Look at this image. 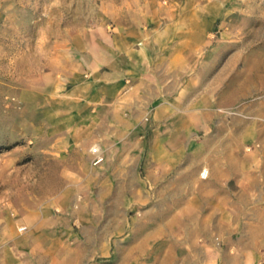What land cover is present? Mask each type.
<instances>
[{"label": "rangeland", "instance_id": "1", "mask_svg": "<svg viewBox=\"0 0 264 264\" xmlns=\"http://www.w3.org/2000/svg\"><path fill=\"white\" fill-rule=\"evenodd\" d=\"M144 77L148 88L173 83L175 111L194 122V143L242 119L247 150L263 148L264 0H0V240L60 219L74 232L60 248L66 264L172 263L163 259L179 252L156 251L138 235L129 243L124 233L110 236L111 255L86 243L106 222L104 205L86 203L95 167L106 161L97 143L107 125L97 132V124L113 97L126 119V85ZM252 126L263 139L251 140ZM68 136L90 138L89 153L62 152ZM94 146L104 156L97 164ZM213 238L209 264H224L222 237ZM261 247L254 264H264ZM230 248L227 264H238ZM6 256L0 248L1 264H10Z\"/></svg>", "mask_w": 264, "mask_h": 264}, {"label": "crops", "instance_id": "2", "mask_svg": "<svg viewBox=\"0 0 264 264\" xmlns=\"http://www.w3.org/2000/svg\"><path fill=\"white\" fill-rule=\"evenodd\" d=\"M131 58L126 52V60ZM157 85L148 88L146 77L138 85H126V119L116 112L121 102L113 97L107 103L108 115L102 117L101 126L97 124V132L107 125L108 135L97 143L105 150L106 161L95 167L96 175L89 183L96 188L89 190L86 203L95 209L104 205L106 222L101 230L92 229L86 243L89 248L95 245L96 254L111 255L114 240L110 236L124 233L129 243L131 235H138L153 242L156 251L168 246L179 252H171L164 262L209 264L207 252L213 237L220 236L224 244L220 262L227 264V252L235 246L236 254L229 255V260L254 264L260 245L264 246L263 239L260 243L264 237V141L263 148L247 150L242 119H235L234 129L210 131L201 145L194 143V122L175 111L173 83ZM262 134L257 126L251 127V140ZM65 141L62 152L74 156L89 153L92 143L85 137L68 136ZM68 186L75 187V180ZM140 207L138 216L135 211ZM92 217L98 219V212ZM59 222L53 219L46 227L0 240L10 264H35L33 257L39 264H66L61 262L60 248L67 234L74 232L61 228ZM201 237L208 243L201 242ZM24 248L25 260L19 254Z\"/></svg>", "mask_w": 264, "mask_h": 264}, {"label": "built area", "instance_id": "3", "mask_svg": "<svg viewBox=\"0 0 264 264\" xmlns=\"http://www.w3.org/2000/svg\"><path fill=\"white\" fill-rule=\"evenodd\" d=\"M91 152L93 154V162L95 164L100 163L101 161H103L104 156L102 155V151L100 147L94 146L91 149Z\"/></svg>", "mask_w": 264, "mask_h": 264}, {"label": "bare ground", "instance_id": "4", "mask_svg": "<svg viewBox=\"0 0 264 264\" xmlns=\"http://www.w3.org/2000/svg\"><path fill=\"white\" fill-rule=\"evenodd\" d=\"M97 147H99V146H97ZM93 148V147H92Z\"/></svg>", "mask_w": 264, "mask_h": 264}]
</instances>
